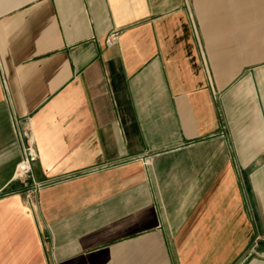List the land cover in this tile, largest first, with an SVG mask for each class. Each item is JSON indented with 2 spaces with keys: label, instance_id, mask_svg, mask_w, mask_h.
Here are the masks:
<instances>
[{
  "label": "crops",
  "instance_id": "crops-1",
  "mask_svg": "<svg viewBox=\"0 0 264 264\" xmlns=\"http://www.w3.org/2000/svg\"><path fill=\"white\" fill-rule=\"evenodd\" d=\"M0 264H264V0H0Z\"/></svg>",
  "mask_w": 264,
  "mask_h": 264
},
{
  "label": "built area",
  "instance_id": "built-area-1",
  "mask_svg": "<svg viewBox=\"0 0 264 264\" xmlns=\"http://www.w3.org/2000/svg\"><path fill=\"white\" fill-rule=\"evenodd\" d=\"M116 34L117 33L115 32L110 33L109 36L106 38V41L109 44H112L113 40L116 38ZM37 156L38 154L34 141L29 138L27 145L24 147V153L18 166L17 174L19 177H28L31 175L32 163L37 159ZM144 160L146 163H148L149 157H146ZM38 186L39 185L36 183L34 189H36V187Z\"/></svg>",
  "mask_w": 264,
  "mask_h": 264
}]
</instances>
